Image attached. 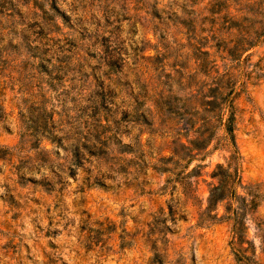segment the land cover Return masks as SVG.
<instances>
[{"label":"rangeland","instance_id":"1","mask_svg":"<svg viewBox=\"0 0 264 264\" xmlns=\"http://www.w3.org/2000/svg\"><path fill=\"white\" fill-rule=\"evenodd\" d=\"M0 264H264V0H0Z\"/></svg>","mask_w":264,"mask_h":264},{"label":"trees","instance_id":"2","mask_svg":"<svg viewBox=\"0 0 264 264\" xmlns=\"http://www.w3.org/2000/svg\"><path fill=\"white\" fill-rule=\"evenodd\" d=\"M198 71V70H197ZM215 74L218 73L217 71H214ZM139 85V81H138ZM228 85H224V83L219 82L216 83L215 88L211 90V100H207V103L202 105L201 109H204L205 107L212 106L215 108L220 107L224 103V107L228 111V119L224 125V132L225 135L229 141V144L233 146L235 149L236 147V142H235V129H234V121L235 118L232 114V89L228 92ZM223 101V102H222ZM173 103H168L166 105H162V110L169 112V109L173 108ZM140 109L138 107L134 108L132 110V114L134 116L138 117H149L151 116V111H143L140 113ZM141 114V115H138ZM220 117V112L217 114H214V118ZM213 135H209L207 139V144L212 141ZM206 142V141H205ZM190 145H193L195 141H188ZM175 156V155H174ZM174 156L169 158L170 160H173ZM184 160V159H183ZM187 160L188 161H194L195 156L194 155H187ZM218 172H215L212 178L218 180V185H213L210 190H209V198H208V209H213L214 207L216 208L220 203L224 202L225 200H230V209L228 211L229 214V220L232 221L233 223V233L237 235L238 233L242 232L244 229V225L240 223V214L239 211H242L241 208H233L234 201L237 200V198L241 199L243 203L246 202L245 198H242L236 194V192H233V189L236 187L235 183V176L234 172L231 171V169H226L224 168L223 165H218L217 166ZM234 196V198H233ZM234 200V201H233Z\"/></svg>","mask_w":264,"mask_h":264}]
</instances>
